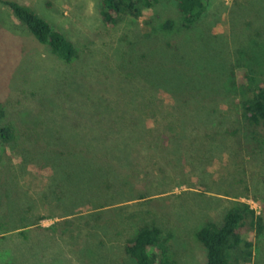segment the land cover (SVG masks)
I'll use <instances>...</instances> for the list:
<instances>
[{
  "label": "rangeland",
  "instance_id": "obj_1",
  "mask_svg": "<svg viewBox=\"0 0 264 264\" xmlns=\"http://www.w3.org/2000/svg\"><path fill=\"white\" fill-rule=\"evenodd\" d=\"M5 1L0 0V101L3 125L14 136L0 142V235H6L0 264H136L124 246L143 223L170 234V264H206L207 250L196 235L206 222L220 221L236 202L248 203L264 220V129L240 117L243 98L264 86V0H208L189 29L175 0H158L140 16L125 14L112 27L102 20L100 0H9L74 43L70 62L38 41ZM189 90L193 99L184 96ZM152 94V110H134ZM175 106H196V147L189 131L176 142L159 141L165 146L153 153L163 158L161 166L146 179L130 178L117 204L92 211L90 221L80 215L74 225L58 223L63 208L101 202L97 189L104 186L106 157L96 155L99 164L59 158L58 171L66 175L71 168L73 176L61 181L69 188L51 190L53 162L45 158L50 147L92 144L94 134L104 140L107 109L142 115L151 127L159 126L161 111L169 116ZM98 112L107 121H96ZM122 133L115 142L121 145L117 163L144 171L139 156L146 138ZM70 188L75 190L64 191ZM139 191L148 194L140 198ZM28 208L45 215L40 224L49 228L21 238L13 228L26 223ZM243 235L254 244L249 264H264V225L259 235L245 226Z\"/></svg>",
  "mask_w": 264,
  "mask_h": 264
},
{
  "label": "trees",
  "instance_id": "obj_2",
  "mask_svg": "<svg viewBox=\"0 0 264 264\" xmlns=\"http://www.w3.org/2000/svg\"><path fill=\"white\" fill-rule=\"evenodd\" d=\"M208 0H175L177 10L180 14V21L184 28L189 29L193 27L202 14L204 13ZM100 14L103 22L109 26H115L121 20L125 14H131L134 16L142 15L145 9H149L155 6L158 0H100ZM10 6L15 17L40 41L47 45L52 53H54L60 59L70 62L76 56V49L74 43L66 37V35L57 27L52 25L49 21L36 14L33 10L24 7L23 5L15 1H5ZM166 25V24H165ZM168 25L172 26V22L169 21ZM191 90L184 92L187 99H193L194 97L188 96ZM155 94H152L150 100H145L144 104L139 102V107L134 110L139 112L152 110L155 104ZM103 105L102 102H100ZM105 111V110H103ZM109 111V126L102 128L105 135L104 140L97 134H94L93 143L90 144L86 140L82 142H70V143H56L50 147L46 153V160L52 161L54 175L51 177V190L69 188L61 182L66 177L72 178L73 172L70 169L67 170L66 175H62L58 171L59 158L68 157L71 160L78 158L81 162H87L92 160L94 164L101 163L99 160L102 155L106 157V160L102 162V174L105 180L103 189H97V195L101 199L99 204H87L82 203L75 206L73 209L63 208V212L58 223L64 221L70 225H74L76 217L83 215L87 221H90V214L92 211L98 212L103 208L110 207L113 204H117L119 199H116V195L121 191L123 187L131 183L130 178L139 177L146 179L151 176L153 170L161 166L162 157H155L154 151L158 148L164 147L159 144V141L173 143L181 138V134L184 131H189L193 135L189 140L192 141L194 148L196 147V106L191 109L181 108L175 106L173 112L171 111L169 116L166 112L161 111L158 114L159 126H149L146 124V117L139 115L136 116L133 113L116 114L111 110ZM105 113H96L95 120L102 121L107 119L104 117ZM193 114V115H192ZM102 115V116H101ZM6 117L5 108L0 101V142H5L13 138V131L8 125H3ZM188 117V118H187ZM241 121L244 124L254 127H261L264 129V86H254L252 88V94L249 97L243 98L241 102ZM129 118L132 122L128 125L125 121ZM3 120V121H2ZM168 121V123H167ZM192 123V124H191ZM180 126L179 129L174 127ZM190 124V125H188ZM190 126L189 130L184 129V126ZM188 128V127H187ZM121 131V132H119ZM127 134L131 139L141 136V140L146 138L148 142L147 148L143 151V154L139 156L141 165H144V171H137L132 166L120 165L117 163L116 153L121 148L115 144L117 135L121 139ZM185 133V132H184ZM183 133V134H184ZM98 142H101L98 143ZM133 143V142H132ZM192 148V149H194ZM195 150V149H194ZM100 154V158L96 155ZM74 157V158H73ZM107 157H110L107 158ZM73 158V159H72ZM78 163V162H77ZM80 164V163H79ZM109 166V168H107ZM160 177V171L155 173ZM162 175V179L170 182ZM60 178V180H58ZM163 181V180H162ZM107 184V185H106ZM70 188L64 190L66 193L74 191ZM145 194V195H144ZM147 192H138L140 198L146 196ZM49 205L51 201H43ZM58 202V201H56ZM89 213V214H88ZM29 214L32 218H29ZM98 213L96 218L99 219ZM25 222L23 225L16 226L17 232L14 233L17 236H27L32 230H43L49 228L42 226L40 222L46 218L45 215L35 214L31 208L27 209L25 213ZM24 220V217H22ZM263 217L261 214H256L255 210L250 207L248 203L236 202L233 207L228 209L223 218L218 221H208L202 227H200L196 235L198 239L203 243L207 250V262L206 264H234L243 262V264H249L250 257L252 255L253 241L246 239L243 235L244 227H255L257 234H261L263 229ZM56 222L54 225H58ZM91 223V222H90ZM92 224H90L91 227ZM94 225V224H93ZM92 225V227H93ZM51 227V226H50ZM69 226L68 228H70ZM7 231H1L5 233ZM6 235H0V239H5ZM18 236V237H19ZM22 238V236H21ZM170 234H163L161 228L155 224L143 223L137 227L136 232L125 242V252L135 260L136 264H170L171 260L168 253V239Z\"/></svg>",
  "mask_w": 264,
  "mask_h": 264
}]
</instances>
